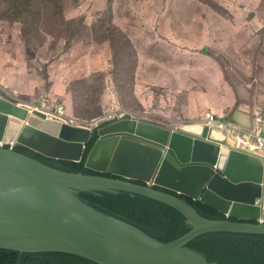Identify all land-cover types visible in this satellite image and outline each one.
Here are the masks:
<instances>
[{
  "label": "water",
  "instance_id": "95a60500",
  "mask_svg": "<svg viewBox=\"0 0 264 264\" xmlns=\"http://www.w3.org/2000/svg\"><path fill=\"white\" fill-rule=\"evenodd\" d=\"M0 116L2 249L63 252L98 264H216L189 243L211 232L264 235V157L212 139L216 129H171L128 113L93 128L76 127L2 95ZM95 133L86 168L118 178L57 170L13 149L80 162ZM79 192L143 195L179 210L191 229L163 243L97 210ZM176 194L227 219L205 218Z\"/></svg>",
  "mask_w": 264,
  "mask_h": 264
},
{
  "label": "rangeland",
  "instance_id": "374dc122",
  "mask_svg": "<svg viewBox=\"0 0 264 264\" xmlns=\"http://www.w3.org/2000/svg\"><path fill=\"white\" fill-rule=\"evenodd\" d=\"M27 1L29 11L17 0H0V94L13 102L32 107L40 104L41 96L60 99L68 115L91 121L87 111L98 106L111 78L123 109H146L157 115L142 119L148 123L191 126L208 111L227 120L264 114V0ZM236 19L252 20L254 25H234ZM15 55L29 56L23 63L18 58L16 64L37 72L40 86L29 91V83L24 92H15L2 84L7 78L2 74L17 70L11 64ZM59 61L68 74L65 87L60 83L56 88L48 83L47 67ZM107 61L106 71L99 72ZM140 64L144 75L178 68L172 73L178 85L192 86L191 98L176 90L168 97L150 86L145 92L160 100L141 103L132 81ZM197 106L199 115L190 116L192 121L174 122L180 118L171 121L165 114L169 111L175 117Z\"/></svg>",
  "mask_w": 264,
  "mask_h": 264
},
{
  "label": "trees",
  "instance_id": "16d2710c",
  "mask_svg": "<svg viewBox=\"0 0 264 264\" xmlns=\"http://www.w3.org/2000/svg\"><path fill=\"white\" fill-rule=\"evenodd\" d=\"M17 2L18 6L24 8L26 11L31 9V5L27 0H17ZM57 15L60 16V12L57 13ZM257 17L263 21L261 15H257ZM241 24H243V22L242 20H239V25ZM72 35L74 36V34ZM135 75L136 72L134 71L132 81L135 80ZM113 86L115 87V85ZM89 88L91 89V87ZM106 91L102 94L101 99L99 98V104L95 107V110L87 111V113L92 116L91 119L103 116L105 110L107 108H111L113 102L114 104L118 103L117 92L114 100L110 101V93L109 91ZM105 93L108 95L107 100L104 99ZM57 102L63 103V101ZM89 104L95 106L94 100L90 99ZM207 113H209V111L206 112L204 116ZM261 114L263 115L264 123V114L262 112ZM97 139L98 135L96 133L93 134L90 142L86 146L84 157L80 162L44 157L18 145H16L13 149L57 170L70 173H83L85 175H102L110 178H118L110 174H99L86 168L85 164L87 157ZM156 189L169 192L160 187H156ZM176 195L192 205L197 212L205 218L213 220L227 219L226 215L211 206H208L200 201H194L183 195ZM79 196L97 210L122 220L163 243L176 240L187 234L191 229L187 219L179 210L166 203L143 195L131 194L128 192L118 194L79 192ZM188 246L203 253L209 262H215L216 264H264V235L260 234L211 232L196 237L189 243ZM0 264L98 263L74 254L63 252L21 253L14 250L0 248Z\"/></svg>",
  "mask_w": 264,
  "mask_h": 264
},
{
  "label": "crops",
  "instance_id": "0c3cea01",
  "mask_svg": "<svg viewBox=\"0 0 264 264\" xmlns=\"http://www.w3.org/2000/svg\"><path fill=\"white\" fill-rule=\"evenodd\" d=\"M234 25H239V20L236 19L234 21ZM243 25L246 26H252L254 25L252 21L243 23ZM181 49V47H180ZM181 53H184L182 50L180 51ZM18 58H22V63L26 60V58H29L28 55H22L20 57H18L17 55H15L12 58V63L15 67V69L17 70H12L10 73L9 72H5L4 76H6L7 78L4 79L5 81L9 82L10 84H7L5 81L2 83L4 85H7L9 88H11L13 91H17V92H24L26 86H28V84H31V87L29 89L32 90L36 85L40 86L39 81L41 80V78L39 77V74L35 71H24L21 70L19 68V66H17L16 61L18 60ZM142 59H147V54L146 56L142 55ZM62 61H59L57 63H54L52 65H49L47 67V79H48V83L53 86V87H60V83H64L65 78L67 77V68L64 65H61ZM109 65V62H106V67L104 69L99 70V72H104L107 69V66ZM22 67V65L20 66ZM179 69L178 68H174L170 67L169 71L166 73H162V72H157V75L154 76L152 75V73L146 74L144 75V73H146V69L144 68V65L140 64L138 66V70L136 69V75H135V80L133 81V85H134V90H136V94L138 96V100H140L141 103H144L145 105L148 104H152L153 101L156 100H160V98L156 97V95H154V93H150V92H145L147 91L148 87H155V88H159L162 93H164L165 95H167L168 97H172L171 92L173 90H176L178 92V94H180L181 92H185L184 96L187 98H191V87L192 86H186L185 83L183 84H179L176 81V76L172 73V72H178ZM13 72H17V74H11ZM57 72L56 77H54V73ZM87 78H89L91 76V74H85ZM60 76H62V78H60ZM158 76H162V78L158 77ZM61 87H65V83L64 85H61ZM63 89V88H62ZM144 89V91L142 90ZM107 91H108V86H107ZM106 91V92H107ZM105 92V91H104ZM144 92V95H143ZM2 95V94H0ZM4 96V95H2ZM6 97V96H4ZM43 97V96H41ZM40 97V98H41ZM105 100L108 99V95L105 93ZM54 101H59L62 102L63 100H58V99H54ZM56 101V102H57ZM110 101H111V96H110ZM210 112V111H209ZM136 113H139L143 118L148 119V118H153V116H157L155 113H152V111L146 110V109H141V111H137ZM213 113V112H212ZM261 113V112H258ZM257 112L255 113V115L252 117L251 115H242V116H237L235 118V116L231 117V120L229 119V121H233L234 123H236L237 125H239L240 127H242L243 129H248L251 128L254 124V118L255 116L258 114ZM167 119L173 121H180L181 123H184V121H182V119L184 120H189L192 121V117L195 114V116L199 115V106H197L196 108H192L191 109V113L185 112L184 114L182 113V111H180L178 116L172 117L170 114H172L171 112L169 113V111L165 112ZM204 116V115H203ZM203 116L201 117V119H203ZM220 116V115H219ZM222 116V115H221ZM179 117L180 119H173L172 118H177ZM141 118V120L143 119ZM189 118V119H188ZM1 121V119H0ZM1 123V122H0ZM1 126V124H0ZM179 126V125H177ZM2 133V131L0 132V134ZM264 156V153L263 155Z\"/></svg>",
  "mask_w": 264,
  "mask_h": 264
},
{
  "label": "built area",
  "instance_id": "2783aa9c",
  "mask_svg": "<svg viewBox=\"0 0 264 264\" xmlns=\"http://www.w3.org/2000/svg\"><path fill=\"white\" fill-rule=\"evenodd\" d=\"M108 91L111 100L116 97V90L113 86L111 78L107 80ZM40 104L32 106L33 111H40L48 118L55 119L61 123L76 127L93 128L100 123L112 120L115 117H120L124 113L130 115V119L141 120L143 118L139 113L127 111L123 109L118 103H112L111 108H107L103 116L91 121L79 119L75 116L68 115L62 103L56 101H49L47 98H40ZM145 119V118H143ZM204 126L210 129H216L222 135V140L230 143L231 148L250 155L261 156L264 153V123L263 115L258 113L254 118V124L251 128L243 129L232 121H227L224 117L216 115L212 112L207 113L201 122L193 125L196 129L201 130ZM0 146L3 143L0 141ZM12 147L15 144H11Z\"/></svg>",
  "mask_w": 264,
  "mask_h": 264
},
{
  "label": "bare ground",
  "instance_id": "6f19581e",
  "mask_svg": "<svg viewBox=\"0 0 264 264\" xmlns=\"http://www.w3.org/2000/svg\"><path fill=\"white\" fill-rule=\"evenodd\" d=\"M185 127V126H184ZM187 130L188 131H196L195 130V127H193V126H187ZM211 138L212 139H215V140H217V139H222V135L220 134V133H218V132H215L214 131V133L211 135Z\"/></svg>",
  "mask_w": 264,
  "mask_h": 264
},
{
  "label": "clouds",
  "instance_id": "9594fccd",
  "mask_svg": "<svg viewBox=\"0 0 264 264\" xmlns=\"http://www.w3.org/2000/svg\"><path fill=\"white\" fill-rule=\"evenodd\" d=\"M222 117V116H221ZM224 119H225V117H224ZM225 120H227V119H225ZM227 121H229V120H227ZM195 125V124H194ZM191 126H193V125H191ZM195 130H196V128H195ZM202 130V129H201ZM262 156V155H261ZM264 157V156H263Z\"/></svg>",
  "mask_w": 264,
  "mask_h": 264
}]
</instances>
